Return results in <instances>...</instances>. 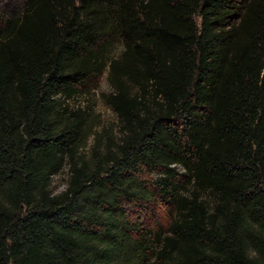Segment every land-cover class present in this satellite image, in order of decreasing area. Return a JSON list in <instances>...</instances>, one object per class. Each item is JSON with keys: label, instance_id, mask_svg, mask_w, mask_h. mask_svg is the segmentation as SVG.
I'll return each mask as SVG.
<instances>
[{"label": "trees", "instance_id": "trees-1", "mask_svg": "<svg viewBox=\"0 0 264 264\" xmlns=\"http://www.w3.org/2000/svg\"><path fill=\"white\" fill-rule=\"evenodd\" d=\"M0 264H264V0H0Z\"/></svg>", "mask_w": 264, "mask_h": 264}, {"label": "rangeland", "instance_id": "rangeland-1", "mask_svg": "<svg viewBox=\"0 0 264 264\" xmlns=\"http://www.w3.org/2000/svg\"><path fill=\"white\" fill-rule=\"evenodd\" d=\"M3 3L13 2L21 5L24 0H2ZM116 53L119 47L115 48ZM109 71L98 82L95 88L87 95L79 97L74 101L75 105L85 107L93 112L94 116L101 120L102 126L112 131L113 137L118 142L120 139V123L114 111L108 106V98L112 93V88L109 83ZM148 179L154 181L157 179V174L147 176ZM67 173L63 171L59 176L54 178L53 187L55 191H61L66 187ZM131 219L141 225L145 230H163L166 231L170 225L169 206L164 204L148 205L144 207L133 206L130 208Z\"/></svg>", "mask_w": 264, "mask_h": 264}]
</instances>
